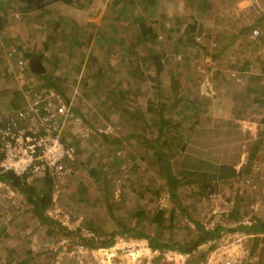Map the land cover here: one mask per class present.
Returning a JSON list of instances; mask_svg holds the SVG:
<instances>
[{"label":"crops","instance_id":"0c3cea01","mask_svg":"<svg viewBox=\"0 0 264 264\" xmlns=\"http://www.w3.org/2000/svg\"><path fill=\"white\" fill-rule=\"evenodd\" d=\"M223 6L222 0H47L28 12L13 0H0V121L25 107V90L53 89L73 105L65 132L69 145L77 143L73 124L79 117L88 123L87 139L93 135L117 145L116 155L132 145L134 167L155 186L139 193L134 218L162 209L171 221L180 220L176 210H187L178 188L199 192L187 196L189 206L217 187L224 191L227 213L244 206L252 208L245 216L260 212L244 182L256 178L253 167L264 159V62L247 63L263 44L251 38V28L236 30L216 53L229 55V63L210 67L215 78L190 79L193 49L207 55L196 38L219 46ZM36 60L44 71L40 76L30 69ZM159 158L178 186L175 196L167 189L168 202L155 210L160 191L170 187ZM171 221L165 224L168 233ZM187 256L178 257L183 262Z\"/></svg>","mask_w":264,"mask_h":264},{"label":"rangeland","instance_id":"374dc122","mask_svg":"<svg viewBox=\"0 0 264 264\" xmlns=\"http://www.w3.org/2000/svg\"><path fill=\"white\" fill-rule=\"evenodd\" d=\"M222 3L224 6L221 8L218 27L225 32L217 37L219 46L216 44L213 46V43L206 41L204 37L203 39L198 37L197 44L206 48L207 55L200 47H196L193 49L194 54L189 57L188 64L193 69L190 72L192 77L190 79L195 81H210L215 78L210 67L229 63V55L216 53L225 47L231 33L243 28L246 30L257 28L262 35L261 39H254L263 44L260 54L255 52L250 55L247 63H253L257 67L261 61L264 62V0H222ZM244 61L238 60L235 64L246 65ZM255 80L256 78L253 82ZM79 119L80 122L73 124L78 137L74 147L75 151L77 150L76 161L71 166V172L54 183L52 203L45 211V216L54 224L42 223V220L31 211L26 196L16 188L5 183L3 185L6 188L0 189V264H257L264 260V244L261 241L263 234L257 235L259 236L257 240L254 236L228 232L235 229L237 222L226 220L224 214L229 210L223 205L224 197L221 194L224 191L220 189L216 192L217 187L214 190L212 188L210 199L205 198L206 194L202 192V197L198 198L200 200L191 206L187 205V196L190 198L192 195H199V192L194 194L191 189L178 188L176 193L180 196L179 203H184L187 213L190 214L183 212L185 209L176 210L175 215H180V220H170L169 224L173 230L169 232L170 234L166 232L164 238L170 236L176 241L192 244L197 232L195 222L208 229L215 226H222L225 229L218 240L200 246L193 254L194 257L187 256L188 260L182 262L178 257L180 254L174 251L151 252L146 247L147 240L144 238L136 240L131 235H116L111 247L84 246L80 238L92 239L94 240L92 243L98 246L101 239H108L103 233L109 234L117 228L120 229L113 220L108 219L105 202L107 198L111 200L114 216L118 221L129 227L136 222L137 230L142 229L159 242L163 236L158 235L163 233H157L146 221L141 220V216L135 219L132 217L140 194L155 187L142 175L143 170L138 168L139 166L134 167L129 153L132 145L127 144L130 147L124 146L125 152L116 155L118 146L107 144L102 137L90 135L88 139L82 138L80 135H86L88 123L84 118ZM95 124L99 129L101 121L97 119ZM85 140L88 142L86 145ZM89 158H92L91 165L86 163ZM90 169L97 170L99 175H90ZM35 188L39 189L40 186L35 184ZM169 188L159 190L160 200L156 202L155 210L168 202V197L166 200L164 197L168 196ZM261 199L262 201L255 204V209L258 207L260 212L245 216L249 211L252 212V208L244 206L238 210V214H245L242 217L249 218L251 222L254 220L252 223L264 220V197ZM141 203L143 208L150 205L145 199ZM4 233H7L8 237Z\"/></svg>","mask_w":264,"mask_h":264},{"label":"built area","instance_id":"2783aa9c","mask_svg":"<svg viewBox=\"0 0 264 264\" xmlns=\"http://www.w3.org/2000/svg\"><path fill=\"white\" fill-rule=\"evenodd\" d=\"M260 36V30H252L251 38ZM24 95L25 107L0 121V174L11 172L30 182L47 177L57 183L76 161L75 146L65 140L73 116L72 102L50 89ZM253 171L256 178L246 179L244 185L256 194L257 204L264 197V160L256 163ZM3 184L0 182V189L6 188Z\"/></svg>","mask_w":264,"mask_h":264},{"label":"trees","instance_id":"16d2710c","mask_svg":"<svg viewBox=\"0 0 264 264\" xmlns=\"http://www.w3.org/2000/svg\"><path fill=\"white\" fill-rule=\"evenodd\" d=\"M17 5H21L23 10L32 12L36 10L42 9L45 5L47 0H13ZM255 28H251V31ZM151 28L148 29L147 32H151ZM251 36V35H250ZM259 39L262 38V35L258 37ZM30 58V56H29ZM156 64H159V59L155 58ZM31 69V67H30ZM32 71V70H31ZM34 74V73H33ZM37 76H40L41 74H34ZM53 90V89H50ZM26 91V90H25ZM23 92L25 94L28 91H31L29 89L26 92ZM34 91V90H33ZM38 92V91H34ZM24 101H25V95H24ZM23 108V107H21ZM21 108H18L21 109ZM16 110V111H18ZM1 124V123H0ZM1 126V125H0ZM107 141H109L107 139ZM117 142V140H115ZM75 146V145H74ZM77 151V150H76ZM159 154V153H158ZM160 160L157 161V163L160 164V168L165 170L168 176V183L170 186V192L172 196H175L176 193V187L178 186V180H174L173 177L170 175V167L165 164V162L159 158ZM91 164V163H90ZM90 175H99V172L95 169H90L89 170ZM0 182L2 183H7L11 185L13 188H16L19 190L22 194L26 196V201L27 203L31 206V211L38 217L41 222L45 224H54L52 220H50L48 217L45 216V211L47 208L51 205L52 203V196H53V185L54 182L50 178H44L42 180H38L36 182H30L27 181L23 178L15 176L11 172H7L4 174H0ZM35 184L39 185L40 188L36 189ZM38 190V192H36ZM110 198L106 199V211L107 215L109 216L108 219L109 221L113 220L115 225L120 227V229H115L111 231L109 234L103 233L105 238H108L107 240L101 239L98 246L92 243L94 240L92 239H86V238H80L81 242L84 244V246H89V247H111L114 244L115 241V236L116 235H131L137 239H146L149 242V246L153 252H164V251H174L180 253V255H188L190 258L194 257L193 254L199 250V247L202 245L210 244L212 242H215L218 240V238L221 237L222 232L225 230L224 227L222 226H215L214 228H205L203 225H200L198 222H195L196 224V234L194 235L193 243H187V242H180L176 241L171 237H166L164 238V234H166L167 231L166 229V222L170 221L171 218L166 216L165 210L159 209L154 211L151 215H147L146 217L141 218V220L144 222L146 221L148 226H152L157 233L161 232L163 234L158 235V236H163V238L159 241L157 239L151 237L149 234H146L142 229L137 230L135 227L136 222H134V225H131L130 227L124 224L121 221H118L115 219V211H113L110 203ZM114 208V207H113ZM180 208H183L180 206ZM238 208L236 207L235 210H232L231 212L227 213L226 220L229 221H235L237 222V225L235 229L230 230L228 232H239L245 234L244 236H254L258 240L259 234L264 235V220H259L255 221L254 223L249 222L245 223L242 221L243 217L238 214ZM134 217V215H132ZM135 219V218H134ZM138 223V222H137ZM139 224V223H138ZM171 229V228H169ZM171 232V230H169ZM6 237H8L7 233H4ZM103 240V241H102ZM90 241V242H88ZM262 243L264 244V237L261 239ZM187 243V244H186ZM257 264H264V260L259 261Z\"/></svg>","mask_w":264,"mask_h":264},{"label":"water","instance_id":"95a60500","mask_svg":"<svg viewBox=\"0 0 264 264\" xmlns=\"http://www.w3.org/2000/svg\"><path fill=\"white\" fill-rule=\"evenodd\" d=\"M31 70L34 74H41L43 73L42 66L40 65V62L36 60L35 62L30 63Z\"/></svg>","mask_w":264,"mask_h":264}]
</instances>
